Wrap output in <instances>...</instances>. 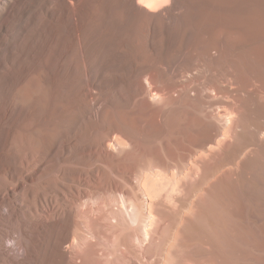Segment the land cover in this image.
Wrapping results in <instances>:
<instances>
[{
	"label": "bare ground",
	"instance_id": "obj_1",
	"mask_svg": "<svg viewBox=\"0 0 264 264\" xmlns=\"http://www.w3.org/2000/svg\"><path fill=\"white\" fill-rule=\"evenodd\" d=\"M262 2L0 0V264H264Z\"/></svg>",
	"mask_w": 264,
	"mask_h": 264
},
{
	"label": "rangeland",
	"instance_id": "obj_2",
	"mask_svg": "<svg viewBox=\"0 0 264 264\" xmlns=\"http://www.w3.org/2000/svg\"><path fill=\"white\" fill-rule=\"evenodd\" d=\"M263 2H264V0H263ZM262 2V4H261V6L259 7V14H260V24H259V35H258V37H257V42L258 43H261V44H264V3ZM251 8V4H250V2H248V4L246 5V7H245V9H244V11H246V13H247V16H248V14H249V12L252 10V8ZM262 12V13H261ZM248 26H249V28H253V26H252V24H251V22H248ZM53 94H55V95H58V92H52ZM125 94H126V96L128 97V102H129V99H130V93L129 92H124ZM177 92H175V94H176ZM136 98V97H135ZM131 100V99H130ZM128 102L126 103H120V105H121V107H123V109H127L128 108V106H129V104H128ZM256 112H257V110H252V116H256ZM176 136L178 137V139L177 140H179V142H177V143H173V141L171 142V145H173V146H171L172 147V153L171 154H167V153H164L165 155H164V158H165V160H166V163L168 164L167 165V169L168 170H170V171H172L173 170V168H175V170L177 169V167L175 166L176 165V161H178V160H180V159H182V156L185 154V149H184V146L182 145V134H180V135H178V134H176ZM187 143V142H186ZM185 143V145H188V144H186ZM88 145H89V143H88ZM244 145H245V143L244 142H242L241 141V143H240V147H244ZM177 148H176V147ZM183 146V147H182ZM46 147V143H45V141H41L39 144H38V149L39 148H42V149H44ZM183 148V149H182ZM249 148V147H248ZM248 148H246V149H248ZM184 152V153H183ZM81 157V161H82V168L85 170V172L87 173V176H88V179L90 180L89 182H90V185H91V189H92V191L93 192H91L90 193V195H89V197H94L97 193H99V194H101L102 196H107V191H109V189H110V187H108V188H106V187H104V188H100L99 186H97V184L95 183V181H93V178L95 179V177L93 176V172H95L96 170H98L99 168L101 169V168H103V169H105V170H107V171H109V173H110V175L112 176V179H113V181H116L117 183H119L120 185H122V186H124L126 189H128L129 187H131V185H130V183L128 182V180H127V176L126 175H128L127 174V171L126 170H118V171H116V170H111L110 168H109V170L107 169L108 167H106V165H105V167L103 166L105 163L102 161V158H100V159H94V158H92V157H90L89 155H82V156H80ZM89 161H88V160ZM90 160H92L91 162H90ZM88 161V162H87ZM227 160H225L224 162H226ZM102 163H104L103 165H102ZM180 165L182 166V162L180 163ZM87 168H86V167ZM227 166H228V164H227ZM226 167V165H224V166H222L221 168H225ZM124 169H126V168H124ZM174 170V171H175ZM178 171H182V167L181 168H179V169H177ZM90 171V172H89ZM93 171V172H92ZM113 171V172H112ZM120 171H122V172H120ZM116 173V174H115ZM116 177H114L113 178V175ZM124 174V175H123ZM126 174V175H125ZM118 175V176H117ZM91 176V177H90ZM121 179L123 180H125V181H121ZM121 182H120V181ZM127 183V185L125 184V183ZM93 183V184H92ZM236 183V182H235ZM235 183H231V185H233V184H235ZM130 185V186H129ZM236 185L238 186V188H244L243 187V182L242 181H240V180H238V182L236 183ZM241 185V186H240ZM128 186V187H127ZM106 189H108L107 191H106ZM196 189H198V186H196L195 188H194V190H196ZM104 190H105V193H104ZM129 191L131 190V188H129L128 189ZM229 193H228V195L230 196V200L231 201H233V199H234V193L232 192V190H231V188H229V191H228ZM108 194H109V192H108ZM85 198H88V197H84V198H82L80 201H79V203L80 204H83V202H84V200H85ZM229 200V201H230ZM66 204H69V203H65V205ZM251 205H252V208H251ZM253 206H254V208H253ZM256 206H257V208H256ZM238 206H236V208H237ZM259 207V208H258ZM264 209V204H263V202H262V198H258L255 202H253V203H251V204H249V207H247V209L248 210H250V212H255L257 215H258V217L259 218H255V217H253V218H255V219H253V218H251L252 217V213H247V211H245L246 209H244V208H241V207H239L238 208V210L240 211V214L238 215V216H235V221H234V224H233V227H232V229H231V232H232V234L233 235H235L236 236V234H240L241 233V231L240 230H244V233L245 234H248V235H246L247 236V241H250V242H252L251 241V239L249 238L250 237V235H255L256 233H258V232H260V233H263V230L262 229H264V228H262V227H264V226H262V225H264V211H262L263 209ZM232 208V207H231ZM230 208V209H231ZM183 209H185V206L183 207ZM229 209V210H230ZM255 209H256V211H255ZM263 214V215H262ZM249 216V217H248ZM251 216V217H250ZM243 217V218H242ZM239 219V221H238V219ZM246 218H248L249 220H246ZM251 218V219H250ZM263 218V219H262ZM253 219V220H252ZM255 220V221H254ZM263 220V221H262ZM243 222V223H240V222ZM256 221H257V224H256ZM252 222H254V224L252 223ZM259 222H261V223H259ZM254 225V226H251L250 227V225ZM252 223V224H251ZM235 224H236V226H235ZM239 224V225H238ZM242 224V225H241ZM98 226V225H97ZM241 226H243L242 228H241ZM246 226V227H245ZM258 228H257V227ZM255 227V228H254ZM247 228V229H246ZM102 229V228H101ZM100 228H99V230H101ZM249 229V230H248ZM256 229V230H255ZM259 231H258V230ZM236 230V231H235ZM247 230L248 231H250V232H247ZM261 230V231H260ZM172 231H173V229L172 228H170L169 229V231H168V234L170 235L171 233H172ZM101 235H103V233L102 234H100V237H101ZM105 235V234H104ZM103 235V236H104ZM105 237V239L104 238H102V240L104 241V243H106L105 241H107V238H106V236H104ZM101 239H99V242H101V245H100V247L102 248V250H101V248L99 247V249L100 250H98L99 251V253H102V251L105 249L104 247V245L105 244H103V242H102V240L100 241ZM103 244V245H102ZM236 247V246H235ZM235 247L233 248V250L235 249Z\"/></svg>",
	"mask_w": 264,
	"mask_h": 264
}]
</instances>
